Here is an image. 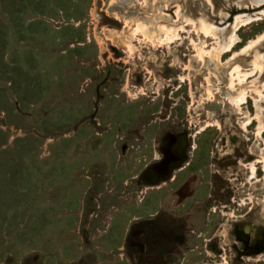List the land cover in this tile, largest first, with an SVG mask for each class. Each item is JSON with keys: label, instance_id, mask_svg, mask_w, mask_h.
<instances>
[{"label": "rangeland", "instance_id": "1", "mask_svg": "<svg viewBox=\"0 0 264 264\" xmlns=\"http://www.w3.org/2000/svg\"><path fill=\"white\" fill-rule=\"evenodd\" d=\"M197 2L0 0V264H264V144L223 78L264 19L216 64L172 17Z\"/></svg>", "mask_w": 264, "mask_h": 264}, {"label": "bare ground", "instance_id": "2", "mask_svg": "<svg viewBox=\"0 0 264 264\" xmlns=\"http://www.w3.org/2000/svg\"><path fill=\"white\" fill-rule=\"evenodd\" d=\"M227 1L230 2V0ZM233 4L237 8H240L241 10L235 13L233 19L231 21L229 20L228 22L226 19L227 15L220 14L219 23H214L213 19L211 18V16H214L218 12L216 10L213 0H198L197 2L198 8H196L197 10L194 11L195 12L194 16L184 15L182 13L183 7H181V5L179 4L176 5L172 17L181 18V20L185 22V24L187 23L191 25V28L195 33H199L203 37V40L199 42H195V40H191V44L195 49H197L196 55L198 59H202L203 54L207 53L208 56L212 58V61L215 60L217 64L218 60H220L222 55L226 54V52L232 51V49L236 47L238 43L241 41V38L237 33L238 32L237 30H239L241 26L250 24L255 20L264 19V0H233ZM242 8H249V9L245 10ZM163 9L159 8L158 12L156 11L157 18H162L164 17V15L170 16L169 13L163 14L162 13V11H164ZM159 27L160 29H164V31L167 33V37L168 34L169 36L171 34L170 37L173 38L178 36L179 34L178 31L180 29H182V31L184 29L183 25L168 26L165 24H161ZM208 38H211L213 40L214 45L212 46L210 45L211 49L209 48L207 50L204 49L203 47ZM163 43L164 42H162L161 44ZM263 46H264V31L257 34L255 37L249 39L239 50L232 52V54L227 58V60L224 61V64H228V67L226 66L227 68L224 73V77L223 76L222 77L225 78L226 88L231 92L230 94H227L226 97L224 96V99L226 100L227 103L232 104L235 109L238 110L243 108L242 105L248 102V97L252 98L256 111L253 117H251V114L248 115L247 111L244 112L245 113L244 117L247 118L246 122H244L245 124L243 125L244 130H246L247 126L250 125L252 119L254 118L257 119L258 125L255 131L256 139L257 141L261 140L264 144V135H263L264 120L261 117V114H264V107L261 105V101L264 100V79H262V77L264 76V54L261 52ZM246 55H249L251 58L248 57L250 58V60L247 63L242 64L241 61L244 59L243 56ZM249 77H253V78L252 80L247 81ZM206 80L207 82H209L208 77L206 78ZM216 80H219V78H217ZM207 92L208 93L210 92L209 89H207ZM249 151L253 153L254 151L253 147H251ZM259 162L263 163V171H264L263 148L259 149V151H257L256 153V157L254 158V160L248 163V168L251 173H254L256 171V164Z\"/></svg>", "mask_w": 264, "mask_h": 264}, {"label": "flooded vegetation", "instance_id": "3", "mask_svg": "<svg viewBox=\"0 0 264 264\" xmlns=\"http://www.w3.org/2000/svg\"><path fill=\"white\" fill-rule=\"evenodd\" d=\"M264 258H262V260H263Z\"/></svg>", "mask_w": 264, "mask_h": 264}]
</instances>
